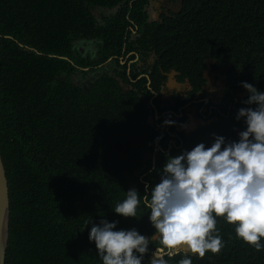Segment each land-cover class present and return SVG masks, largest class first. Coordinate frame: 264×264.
<instances>
[{
    "label": "trees",
    "instance_id": "trees-1",
    "mask_svg": "<svg viewBox=\"0 0 264 264\" xmlns=\"http://www.w3.org/2000/svg\"><path fill=\"white\" fill-rule=\"evenodd\" d=\"M121 1L0 0V154L10 196L6 264H102L94 242L88 238L91 223L101 221L91 218L97 213L120 219L117 228L149 231L141 223L147 217V213L142 214L146 210L143 204L136 218L121 217L109 207L130 181L142 195L145 182L152 184L160 164L156 163L154 169L151 161L142 164L148 142L142 139L156 132L137 126L117 111V95L122 98L126 93L118 77L106 78V72L95 76L85 92L70 80L82 60L75 42L85 34L100 36L98 30L89 31L93 25L98 26L92 14L95 5L109 9ZM209 2L185 0L182 9L195 16H210ZM245 7L233 16L208 21L215 37L212 50L218 53L222 44L223 59L230 55L245 57L264 68V3L258 8ZM110 20L100 27L118 23L114 17ZM177 47L175 55L184 59L176 61L174 67L182 65L180 70L188 75L187 66L193 63L185 64L186 54ZM105 55L100 54V58ZM51 73L57 77L55 81ZM62 74L63 81L58 78ZM131 93L141 102L127 103V108L141 119L146 105L139 91ZM218 126L232 132L224 121L214 125V130ZM200 141L186 139L183 148L191 150ZM55 145L65 152V161H55ZM142 173L144 182L139 178ZM219 225H224L221 229L216 226L225 238L224 246L218 253L206 252L207 257L198 264H206L207 259L213 264H264V248L258 251L237 242L230 232L234 231L232 225Z\"/></svg>",
    "mask_w": 264,
    "mask_h": 264
},
{
    "label": "clouds",
    "instance_id": "clouds-1",
    "mask_svg": "<svg viewBox=\"0 0 264 264\" xmlns=\"http://www.w3.org/2000/svg\"><path fill=\"white\" fill-rule=\"evenodd\" d=\"M132 1L123 0L108 8L115 16L126 2L128 9L133 11L139 5ZM153 2L156 3V0ZM263 3L264 0H210L208 10L212 14L207 16L200 13L195 16L184 12L175 2L169 10L171 14L166 12L167 21L158 15L160 21L147 19L143 24L144 33L151 39L155 68L161 69L166 77L165 86L172 93L182 94L185 90L195 91L190 82L196 85L202 81L197 89L204 81L208 82L203 90L209 97H204V100L211 101L216 95L222 98L220 104L225 111L224 122L232 132H217L214 125L207 130L195 132L198 127L196 122L202 127L205 123L190 120L182 130L167 127L157 141L154 140L156 134L153 137L144 135L142 141L148 142L143 148L142 164L151 161L154 169L156 163H159L156 176L151 185L145 182L143 195L138 191L136 183L130 181L109 210L121 217L136 218L137 214H141L138 207L143 204L146 210L142 214L148 213V217L141 223L149 229L150 235L136 228L127 229L130 226L117 228L120 219L112 220L103 212L95 214L91 218L101 221L99 224L91 223L88 238L94 242L102 264H143L153 240H158L169 256L182 247L191 253L188 257L175 254L171 264H198L207 257L204 256L206 252L218 253L224 246L225 238L223 234L219 235V229L224 226L219 225L221 222L234 227V231L230 232L237 242L247 243L258 251L264 248V68L254 65L245 57L239 59L230 55L223 59V45L218 53L212 50L215 37L208 28V21L215 17L224 19L244 10L247 8L245 6L258 8ZM181 4L183 6L184 3ZM196 22H200L199 31L193 28ZM261 37L264 39V34ZM177 46L186 54L185 64L194 65L195 69L193 65L187 66L188 75L180 70L182 65L174 67L176 61L184 59L182 55H175ZM22 48L40 54L28 47ZM76 70L70 80L80 89L85 86V92L89 84L82 78L78 68ZM216 76L220 77L217 85L221 82V92L216 91L214 86ZM58 78L63 81L65 75ZM51 79L55 81L57 77L51 73ZM235 86L242 91L234 92ZM120 88L126 90V93L122 98L117 95L116 109L132 119L127 103L138 104L141 99L134 97L127 85L120 84ZM202 101L194 103V107L198 109ZM142 113L147 114L144 111ZM230 115L235 119L233 127L228 126ZM135 122L137 126L151 130L136 115ZM163 123L171 126L175 122L166 119ZM133 129L135 132V127ZM197 132L201 133L198 135ZM191 137L200 138L201 141L191 150L174 155L173 150L183 148L185 140ZM150 148L152 152H149ZM53 156L57 162L66 160L65 152L56 145ZM1 160L3 164L2 156ZM144 174L140 175V181L144 182ZM6 186L9 196L8 181ZM151 264L165 262L154 258Z\"/></svg>",
    "mask_w": 264,
    "mask_h": 264
},
{
    "label": "flooded vegetation",
    "instance_id": "flooded-vegetation-1",
    "mask_svg": "<svg viewBox=\"0 0 264 264\" xmlns=\"http://www.w3.org/2000/svg\"><path fill=\"white\" fill-rule=\"evenodd\" d=\"M132 2H137L139 6L132 11L128 9L126 2H124L118 14L114 16V21L118 22L115 26L100 27L106 25L111 17L99 19L101 22L96 20L98 26L93 25V28L89 31L96 33V30H98L100 36L85 34L84 39L81 38L78 43H75L77 45L76 51L79 54H86L85 59L80 60L81 65L77 67L82 78L90 86L92 83L89 77L90 72L102 74V71H104L107 73L106 78L118 77L119 79L128 80L132 87L130 91H139L140 97L146 105L147 114L142 113V118L139 120L151 130H157L154 138L155 141L159 139L167 127H173V130L176 131L182 130L183 126L188 125L190 120L205 123L202 127L199 125V122H196L198 127L195 129V132L207 130L208 127L219 125L222 121H225V111L220 104L222 98L216 95L211 101L208 100L206 102L204 100V97H209L203 90V87L208 82L204 81L199 89L196 88L193 82H190V86L195 88V91L191 89L183 91L182 94L172 93L165 86L166 77L161 72V69L157 70L155 68L156 64L153 62L154 51L152 50L151 39L144 33L142 26L147 19L156 22L160 21V18H157L158 15H161V18L167 21L166 12L168 11L171 14L169 10L172 4L175 2L179 3V0H156V3L153 0H134ZM193 28L199 31L201 29L200 22L193 24ZM105 36H107V40L104 39ZM102 40L104 41L103 44H101ZM86 45H89V47H86ZM101 45L107 48L101 47ZM104 53L106 55L101 59L100 54ZM91 58L99 63L100 69L97 64H94V66L90 65ZM200 75L202 76V74ZM185 80L183 79V81ZM219 80L220 77L216 76L214 86L216 91L221 92V82L220 85H217ZM235 90L236 88L234 87L233 91L236 92ZM122 91L124 92L123 89ZM200 98L203 101L197 109L194 107V103H200ZM129 115L135 121V113H130ZM166 119H170L175 123L171 126H166L163 123ZM230 120L228 126L233 127L235 119H232L231 115ZM216 131L221 132L222 129L218 126L216 127ZM200 133L197 132L198 135ZM168 140L170 141L169 136ZM169 149L173 148L169 147ZM175 150L182 152L186 149L180 148ZM143 215L146 216L145 213ZM145 235H150V231ZM175 254H182L184 257H188L191 253L187 248L182 247L177 249ZM174 255L169 256L167 251L161 248L159 241L153 240L148 252L144 256L143 264H151L154 258L163 260L165 264H171ZM205 263L213 264L209 263L208 259Z\"/></svg>",
    "mask_w": 264,
    "mask_h": 264
},
{
    "label": "water",
    "instance_id": "water-1",
    "mask_svg": "<svg viewBox=\"0 0 264 264\" xmlns=\"http://www.w3.org/2000/svg\"><path fill=\"white\" fill-rule=\"evenodd\" d=\"M181 6V1L178 3ZM85 89V86L84 88ZM5 170L0 156V264L5 263V254L9 237V196Z\"/></svg>",
    "mask_w": 264,
    "mask_h": 264
},
{
    "label": "bare ground",
    "instance_id": "bare-ground-1",
    "mask_svg": "<svg viewBox=\"0 0 264 264\" xmlns=\"http://www.w3.org/2000/svg\"><path fill=\"white\" fill-rule=\"evenodd\" d=\"M181 1V3H182V1L183 0H179V2ZM180 8H181V6H180ZM92 14L96 17V19H97V21L99 20V19H108V18H110V17H114L113 16V14H112V12H111V10L110 9H103V8H101V7H95V9L94 10H92ZM101 14V15H100ZM99 22H101L100 20H99ZM105 26V25H104ZM101 44H103V42H101ZM86 47H89V45H86ZM91 53H92V51H90ZM81 53V52H80ZM77 54L79 55V57L82 59V60H84L85 59V55H84V53H81V54H79V52L77 51ZM77 54H75V57L78 59V57H77ZM65 59V58H64ZM91 61H94L93 60V58H91L90 59ZM98 67H99V69H100V66H99V64H98ZM104 73V71H102V74ZM101 74V75H102ZM95 76H100V74H97L96 72H90V74H89V77H90V80L91 81H93V79H94V77ZM119 80V82H120V84H125V85H127L128 86V90L130 91L131 90V83L129 82V83H124L123 81H121L120 79H118ZM238 89V87H236V90ZM235 90V91H236ZM124 91H126V90H124ZM237 93V92H236ZM108 212V211H107ZM104 214H106V212L104 213ZM10 216V214H8V217ZM10 222V221H9ZM9 225V224H8Z\"/></svg>",
    "mask_w": 264,
    "mask_h": 264
}]
</instances>
